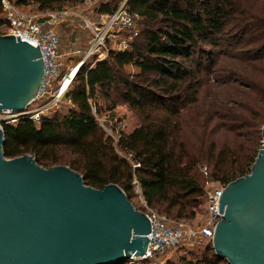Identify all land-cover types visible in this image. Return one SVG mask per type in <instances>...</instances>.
Listing matches in <instances>:
<instances>
[{"label": "trees", "instance_id": "obj_1", "mask_svg": "<svg viewBox=\"0 0 264 264\" xmlns=\"http://www.w3.org/2000/svg\"><path fill=\"white\" fill-rule=\"evenodd\" d=\"M78 1L16 4L47 12ZM120 3L100 2L96 10L108 14ZM127 7L142 20L139 35L126 49L112 50L95 66L79 69L67 93L72 104L64 105L66 112L39 122L24 118L17 125L5 123L4 155L13 159L30 154L45 168L68 166L96 189L117 184L134 204L139 185L144 205L135 204L137 209L191 219L205 201L204 179L227 186L251 172L259 153L264 99L252 85L242 83L252 93L235 88L230 100L198 113L202 89L229 84L233 66L241 68L243 60L232 50L242 42L249 23L236 20L250 10L242 8L240 0H128ZM3 25L9 29L7 20L0 18V29ZM248 50L249 58L262 64L264 44ZM222 57L234 59L233 65H225ZM100 95L105 107L98 105ZM92 102L109 119L115 118L122 102L144 121L115 140L94 116ZM190 125L199 138V153H191L187 144ZM221 131L238 140L239 147L221 143ZM205 160L209 169L204 173ZM202 249L197 257L167 264H230L215 253L212 243Z\"/></svg>", "mask_w": 264, "mask_h": 264}, {"label": "water", "instance_id": "obj_2", "mask_svg": "<svg viewBox=\"0 0 264 264\" xmlns=\"http://www.w3.org/2000/svg\"><path fill=\"white\" fill-rule=\"evenodd\" d=\"M39 47L0 36V113L26 111L37 98ZM262 136L251 172L221 195L212 243L230 264H264V128ZM4 143L0 130V264H116L145 255L151 220L119 185L96 189L70 167L45 168L30 154L6 158Z\"/></svg>", "mask_w": 264, "mask_h": 264}, {"label": "built area", "instance_id": "obj_3", "mask_svg": "<svg viewBox=\"0 0 264 264\" xmlns=\"http://www.w3.org/2000/svg\"><path fill=\"white\" fill-rule=\"evenodd\" d=\"M106 2L107 0H98ZM128 0H122L119 7L108 14L100 13L98 17L84 23L92 33L90 46L83 53V61L73 69L64 61L62 52V34L60 25L67 22L71 11H47V14L31 13L18 7L17 0H3L0 9L5 14L9 24L7 35H14L32 46H40L43 58V72L37 98L29 105L26 111L13 112L4 110L0 113V130L4 131V124L17 125L21 119L27 118L39 122L43 117L52 116L60 105L72 104L67 93L74 82L75 76L85 62L91 66L108 57L111 50L108 42L112 35L124 33L120 44L126 49L140 33L138 16L127 7ZM95 105V104H94ZM92 112L98 118L97 111L92 104ZM101 122V121H100ZM102 123V122H101ZM106 131L115 140L121 132L114 135L112 129L105 126ZM141 191L140 186H137ZM226 186L215 185L206 192L207 218L203 225L192 226L183 220L172 221L156 211L146 212L151 220L152 231L149 234V244L144 256H133L129 261L136 264L144 261H156L165 264L173 255L183 248L193 244L212 243L218 222L222 219L220 199ZM213 245V243H212Z\"/></svg>", "mask_w": 264, "mask_h": 264}, {"label": "rangeland", "instance_id": "obj_4", "mask_svg": "<svg viewBox=\"0 0 264 264\" xmlns=\"http://www.w3.org/2000/svg\"><path fill=\"white\" fill-rule=\"evenodd\" d=\"M100 1L98 0H80L75 3L70 4H64L60 7H58L55 10L52 11H71V16L68 19L67 22L60 25V31L62 34V52L64 54V61L67 63V65H70L73 69L77 64H79L81 61H83V53L88 50L92 38V33L89 30V27L84 23V19H87L89 21L95 20L100 13L97 12L96 9H99ZM240 6L242 8H245L248 11V16L241 13L239 17L236 20V23L239 24H248L247 33L242 36V42H238L236 45V48L232 51L235 52L238 56L237 58L243 60V64L241 68H237L233 66V73L231 74V82L227 85H220V86H211L206 85L202 89L201 93V106L198 111V113H202L204 110L207 109V107L210 106L212 103H223L224 101H228L232 98L233 93L235 91V88H240L242 91H248L252 93L251 91L247 90L248 88L242 85V83L246 85H252L257 91H260L264 99V57L260 59L262 61V64H259L255 61L253 58H249L248 49H256L259 48L261 45L264 44V0H240ZM23 10L31 13H37V14H47V12H39L36 8H23ZM0 18L4 19L5 14L1 10ZM138 27L139 29L143 28L142 20L138 17L137 19ZM8 27L3 25L0 29V36L7 35ZM238 30V29H237ZM236 30V31H237ZM124 33H118L115 35H112L111 41L108 42V47L110 50H121L123 47L120 44V38H123ZM238 40V39H236ZM235 40V41H236ZM109 56V55H108ZM107 59V58H106ZM224 61L225 65L232 66L234 63V59L230 58H221ZM254 59V60H250ZM105 60V59H104ZM102 61V60H101ZM88 65L89 62H85L83 66ZM96 65V64H95ZM93 65V66H95ZM71 88V87H70ZM254 95H256L255 90L253 89ZM258 101H256L257 103ZM95 102H92L93 106L95 107L96 111L99 108L98 106L94 105ZM105 99L103 96L100 95V101L98 105H102L105 107ZM67 107H64V104L60 105V107L57 109V112H66ZM94 114V113H93ZM98 118L103 123L104 126H106L107 130L112 129L114 131V135L118 134L119 132H130L134 130L137 126L141 125L144 121L143 117L138 114L137 112H134L129 109L127 105H124L122 102L116 109V116L114 119H109L107 113H100L97 112ZM95 116V114H94ZM218 118H215V121H217ZM222 121H217V123ZM264 128V127H263ZM189 133H187L186 140L188 147L190 148L191 153H199L201 149V145L199 142V138L194 135L193 131V125H190L188 129ZM218 137L221 139V143H225L227 145H232L233 147L237 148L239 147V141L234 140L229 133L225 131H221L217 134ZM263 145V136H261V140L259 142V150L261 149ZM203 168L201 169L202 172H206L208 168V161L202 162ZM215 185H220L216 182H209L205 181L204 179V187L205 191L208 192L211 189L215 187ZM136 192H138V195H136L134 192L133 198L134 202L137 205V207H141L144 205V200L142 196H139V190L136 186ZM207 193H205L206 195ZM193 205V204H192ZM151 211V209L147 210V212ZM154 211V210H153ZM197 215L194 218L191 219H181L185 221L186 224L192 225V226H198L203 225L206 222L207 218V204L206 200L203 201V204L200 208L197 210ZM163 216H166V214L162 213ZM170 218V217H169ZM172 221L174 218H170ZM206 244H198L193 243L185 248H183L181 251L176 253L172 256L170 259L173 261H179L180 257H188L193 258L197 257L198 255H201L204 252V247ZM169 262V261H168ZM166 262L165 264H167ZM141 264H157L156 261H144L140 262Z\"/></svg>", "mask_w": 264, "mask_h": 264}]
</instances>
